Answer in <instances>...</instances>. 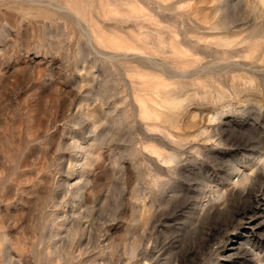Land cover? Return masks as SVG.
Masks as SVG:
<instances>
[{"label": "rangeland", "instance_id": "obj_1", "mask_svg": "<svg viewBox=\"0 0 264 264\" xmlns=\"http://www.w3.org/2000/svg\"><path fill=\"white\" fill-rule=\"evenodd\" d=\"M0 264H264V0H0Z\"/></svg>", "mask_w": 264, "mask_h": 264}, {"label": "bare ground", "instance_id": "obj_2", "mask_svg": "<svg viewBox=\"0 0 264 264\" xmlns=\"http://www.w3.org/2000/svg\"><path fill=\"white\" fill-rule=\"evenodd\" d=\"M243 211H245V210H243Z\"/></svg>", "mask_w": 264, "mask_h": 264}]
</instances>
